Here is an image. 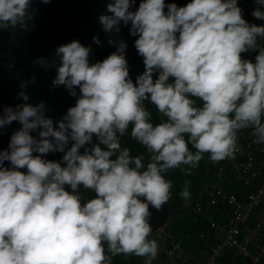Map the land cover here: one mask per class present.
Listing matches in <instances>:
<instances>
[{
    "label": "clouds",
    "instance_id": "1",
    "mask_svg": "<svg viewBox=\"0 0 264 264\" xmlns=\"http://www.w3.org/2000/svg\"><path fill=\"white\" fill-rule=\"evenodd\" d=\"M256 3L264 6V0ZM29 4L0 0V29L26 27ZM130 6V0H113L110 15L98 19L109 33L118 32L121 21L131 23L145 68L135 84L122 39H110L116 51L95 63L89 62L91 48L72 40L55 50L52 84L74 97L78 87L80 94L57 127L43 102L3 108L0 128L12 121L21 128L9 150L0 151V264H111L121 254L152 264L158 245L148 239V206L159 210L168 202L165 174L186 165L181 171L191 175L204 153L212 161L232 157L242 129L251 128L253 143L264 144V47L257 44L264 26L248 24L237 0H190L183 7L142 0L134 12ZM252 15L264 19L260 7ZM255 49V63L242 59ZM37 63L48 66L44 59ZM19 96L29 99L24 91ZM145 101L166 119L154 124ZM130 126L131 138L147 150L146 165L143 155L132 156L121 144ZM36 129L39 139L30 135ZM93 135L98 143L89 149ZM49 151L64 153L63 166L42 158ZM5 161L11 168L3 167ZM81 187L94 197L82 202Z\"/></svg>",
    "mask_w": 264,
    "mask_h": 264
},
{
    "label": "trees",
    "instance_id": "2",
    "mask_svg": "<svg viewBox=\"0 0 264 264\" xmlns=\"http://www.w3.org/2000/svg\"><path fill=\"white\" fill-rule=\"evenodd\" d=\"M242 0H237V5L240 6ZM253 2V0H244ZM113 0H50L48 3H43L42 0H30L28 12L32 19L26 18V27H21L19 24L15 28L0 29V115H3V108L11 106L15 108L19 104L29 103L36 105L43 102L45 106V116L51 118L53 126L57 127V122L62 120L69 107L76 103L79 96V88L75 90L77 97L70 95L69 91L63 86H53L52 81L56 76L55 63L52 59L55 55V50L58 46L66 44L72 40H78L82 45L90 47L89 62L95 63L102 61L111 53L116 51V47L109 44L110 39H122L126 44L124 52L128 64L129 78L135 84L136 77L142 74L145 70L143 57L137 53L135 48V40L138 38L130 33L131 23L124 24L122 21L118 25L119 31L112 33L105 32L102 25L99 23L101 14H109L107 12V4ZM142 0H130L131 6L129 11H136ZM190 0H164L167 6L170 3H175L177 7H183ZM167 12V7L164 9ZM93 37H96L100 43L97 44ZM259 49L249 50L241 53L242 59L255 63V57ZM40 59H44L47 67L37 63ZM158 77V73H153V80ZM173 82V78H169ZM26 83V87L21 89L20 84ZM24 91L29 99L24 101L19 93ZM145 107L151 112L152 122L154 124L166 119L162 116L155 106L149 101H145ZM202 101L197 99V104ZM21 128L18 121H12L9 125L0 128V151L9 150V142L15 131ZM40 129L30 131V135L39 139L38 133ZM131 126L128 133L122 139L123 147H128L132 156H144L145 165L148 162V153L144 146L130 136ZM72 141H69V147ZM98 143L95 135L92 137L91 144H86L85 147L91 148L92 144ZM105 148L106 146L100 145ZM189 149L193 152L196 150L189 144ZM83 154L84 147L79 149ZM33 155H40L33 153ZM64 153L60 151H49L42 156L43 159L61 163L63 166ZM209 154L204 153L203 158L199 162L197 168L192 169L191 175H186L181 171V168L188 167L182 165L181 168L169 170L165 174V179L171 181V195L165 206L168 208L172 217L181 215L189 205L183 204L184 198L180 193L184 187V182L189 181L188 190L193 197L191 204L197 202L199 191L203 188L204 183L213 180L212 169L216 161H212L211 168L208 173H204V166L207 165ZM3 167L11 168V164L5 161ZM197 169L196 172H194ZM21 172H26V169H19ZM202 173V174H201ZM65 190L71 191L70 187L65 185ZM82 202L94 197V193L90 190L80 189ZM153 230V229H152ZM150 240H155L158 245L159 239L155 236L153 230L148 237ZM105 254L107 245L105 244ZM146 257L130 255H117L112 257L111 264H144Z\"/></svg>",
    "mask_w": 264,
    "mask_h": 264
},
{
    "label": "built area",
    "instance_id": "3",
    "mask_svg": "<svg viewBox=\"0 0 264 264\" xmlns=\"http://www.w3.org/2000/svg\"><path fill=\"white\" fill-rule=\"evenodd\" d=\"M252 129L237 133V148L232 157L216 161L212 171L211 192L196 204L197 210L209 206L225 208L222 226L211 222L214 233L222 234L211 244L208 253L197 264H221L224 251L233 252L245 264H256L264 257V144L253 143ZM228 176L248 188L241 194L230 185ZM258 218L252 224V216ZM152 264L189 263L179 251V245L159 246Z\"/></svg>",
    "mask_w": 264,
    "mask_h": 264
},
{
    "label": "crops",
    "instance_id": "4",
    "mask_svg": "<svg viewBox=\"0 0 264 264\" xmlns=\"http://www.w3.org/2000/svg\"><path fill=\"white\" fill-rule=\"evenodd\" d=\"M249 6H253L254 10L257 7H260V10L264 11V6L258 5L256 0H253V2L242 0L240 6H238L241 10L242 17L246 14ZM257 23L258 26H264V19H257ZM259 45L264 47V38L259 37ZM228 180L231 183L230 185L232 188L239 193L246 194L248 192V188L235 184V180L229 176ZM211 186L212 181L210 184H204L203 188L199 191L197 202L193 207L189 205L181 215L176 217H172L171 214H169L164 223L165 225H169V227L164 228L165 225L163 224L158 230H156L157 232H155V236L163 238L162 241L166 243V245H160L162 248L164 246H170L169 242H177V244H179V251L184 257L190 260L189 263L183 264H197V262L208 253L211 244L222 234L221 229H218L215 234H213L214 230L210 224L213 221L216 222L219 227L222 226L225 218V208L220 206H209L204 203L203 210L196 209V204L200 202L201 199L205 200V197L211 192ZM257 218L258 215L255 212L252 216V224ZM159 248L161 247H158V249ZM220 261L221 264H245L244 260L240 259L229 250L222 253ZM256 264H264V257Z\"/></svg>",
    "mask_w": 264,
    "mask_h": 264
},
{
    "label": "water",
    "instance_id": "5",
    "mask_svg": "<svg viewBox=\"0 0 264 264\" xmlns=\"http://www.w3.org/2000/svg\"><path fill=\"white\" fill-rule=\"evenodd\" d=\"M254 11L253 6H249L247 9L246 14L242 17L248 24L250 25H257V19L252 15ZM257 44L259 45V37H257ZM149 217L148 223L150 224L153 230L159 229L166 221L167 217L169 216L170 212L165 205H162L161 208L158 210L155 207H149Z\"/></svg>",
    "mask_w": 264,
    "mask_h": 264
},
{
    "label": "rangeland",
    "instance_id": "6",
    "mask_svg": "<svg viewBox=\"0 0 264 264\" xmlns=\"http://www.w3.org/2000/svg\"><path fill=\"white\" fill-rule=\"evenodd\" d=\"M255 1V0H254ZM242 4H245V3H242ZM252 4V3H251ZM254 5V4H253ZM211 165H212V160L211 159H209L208 160V163H207V165H205L204 166V173L206 174V173H208L209 172V170H210V168H211ZM197 171V169L194 171V172H196ZM212 171H213V169H212ZM202 174V173H201ZM209 182H205L204 184H208ZM141 200H143L144 198L143 197H141L140 198ZM193 201V197L191 196V195H189V198L188 199H185L184 201H183V204L185 205V206H187V205H191L192 207L194 206V204H191V202ZM149 207H153L151 204H149V206H148V208ZM167 224V223H166ZM165 225V224H164ZM166 227H169V225H165V227L164 228H166ZM156 230H158V229H156ZM155 230V232H157ZM159 232V231H158ZM157 238L159 239V241H158V247L160 246V245H166V243H164V241H162L163 240V238H160V237H158L157 236ZM162 241V242H161ZM179 245V244H177V242H175V243H170L169 242V245Z\"/></svg>",
    "mask_w": 264,
    "mask_h": 264
}]
</instances>
